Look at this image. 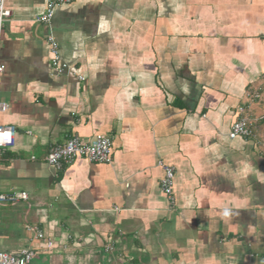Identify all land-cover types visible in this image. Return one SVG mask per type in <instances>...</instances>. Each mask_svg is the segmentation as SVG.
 <instances>
[{"label": "crops", "instance_id": "1", "mask_svg": "<svg viewBox=\"0 0 264 264\" xmlns=\"http://www.w3.org/2000/svg\"><path fill=\"white\" fill-rule=\"evenodd\" d=\"M47 2L5 0L0 124L16 132L0 193L27 199L0 203V252L28 248L30 264H264V0H72L44 25ZM48 35L67 72L52 69ZM239 107L253 138L228 137ZM98 134L112 140L109 164L45 163L68 137ZM159 162L174 169L173 205Z\"/></svg>", "mask_w": 264, "mask_h": 264}, {"label": "built area", "instance_id": "2", "mask_svg": "<svg viewBox=\"0 0 264 264\" xmlns=\"http://www.w3.org/2000/svg\"><path fill=\"white\" fill-rule=\"evenodd\" d=\"M72 0H48L46 7L41 15L37 17V21L49 25L56 7L69 4ZM10 16V11L5 7V0H0V38L3 23ZM46 44L49 47L51 59L50 65L56 74H62L68 71V65L61 59L57 42L53 36L46 37ZM4 71V65L0 62V83L1 74ZM81 79V78H80ZM264 81V74L262 75ZM260 87L254 88L249 92V100L255 101L260 97ZM7 110V104L0 102V113ZM245 107H239L240 116L232 124L228 137L230 139L253 138L254 121L245 114ZM15 128L11 125L0 124V153L14 145ZM111 146L112 140L104 135H96L91 141H82L76 136L68 137L62 144L54 146L45 156L44 161L47 165L53 167L56 171H61L65 166L71 164L76 158L85 159L90 163L109 164L111 162ZM163 171V177L159 182L161 192L165 195L168 202L174 204L173 195V178L174 169L161 162L158 163ZM27 194L21 193H0V203H16L20 200H26ZM36 238L43 239V234L36 231ZM47 248L52 247L50 240H45ZM111 250L110 247L106 248ZM35 253L23 248L13 253L0 252V264H30Z\"/></svg>", "mask_w": 264, "mask_h": 264}]
</instances>
